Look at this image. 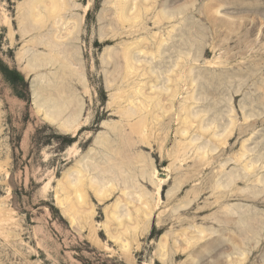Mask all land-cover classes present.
I'll list each match as a JSON object with an SVG mask.
<instances>
[{"label":"rangeland","instance_id":"rangeland-1","mask_svg":"<svg viewBox=\"0 0 264 264\" xmlns=\"http://www.w3.org/2000/svg\"><path fill=\"white\" fill-rule=\"evenodd\" d=\"M56 1L0 0V264H264V0ZM60 35L78 58L62 78L41 61ZM40 77L75 102L72 130L37 111ZM109 135L148 166L100 199Z\"/></svg>","mask_w":264,"mask_h":264},{"label":"bare ground","instance_id":"bare-ground-1","mask_svg":"<svg viewBox=\"0 0 264 264\" xmlns=\"http://www.w3.org/2000/svg\"><path fill=\"white\" fill-rule=\"evenodd\" d=\"M29 3V2H28ZM38 3H40L39 1H38ZM37 1H35V3H33L32 1L29 3V4H27V6H28V15H30L29 13H31V11L33 12V11H35L36 12V9L38 8H36V6H37ZM50 4L49 5H46L47 7H48V10H47V14H53V13H55L57 10L56 9H59L58 7H59V4L57 3V1L56 0H50V2H49ZM45 5L44 6H42V7H44V9H46L45 7H46ZM41 9H43V8H41ZM41 10V12L42 11H45V10ZM60 10V9H59ZM122 10V9H121ZM37 12H39V11H37ZM58 12V11H57ZM40 13V12H39ZM37 14V15H39L38 16V19H39V17H40V14ZM121 13V12H120ZM43 14V13H42ZM31 15H32V13H31ZM30 15V16H31ZM42 16V15H41ZM50 16H53V15H50ZM33 17H34V15H33ZM43 17V19H44V16H42ZM121 17V16H120ZM34 18H37L36 16L34 17ZM126 18V17H125ZM128 18H130V17H128L127 16V19H124V20H128ZM37 19V20H38ZM42 19V18H41ZM40 19V20H41ZM43 19L40 21H38V22H41L40 24H42V21H43ZM130 19H132V18H130ZM129 19V20H130ZM22 20H23V16H22ZM34 20H36V19H34ZM36 20V21H37ZM46 21V20H45ZM58 22H59V20H58ZM58 22H56V20L54 21V23H56V24H54V25H57V23ZM76 23V22H75ZM34 24H36V22L34 23ZM37 25V24H36ZM39 25V24H38ZM66 27H68V26H66ZM65 27V28H66ZM75 28V27H74ZM73 28V29H74ZM69 29H71V27L69 28ZM60 31V29H58V27H57V31ZM66 30H67V28H66ZM51 32V31H50ZM54 32V31H53ZM69 34H70V31H67ZM56 33V32H55ZM51 34H53V33H51ZM68 34V35H69ZM50 35V34H49ZM68 35H66V36H64L65 37V40L63 41V39H62V37H63V35L60 37V38H57L58 40L56 41V40H54L55 41V43H52V41L51 40H49V39H47V40H44V43L45 44H47L48 45V47H49V54H48V57H45L44 56V58L43 57H41L42 59H41V61H45V60H48V59H53L52 61L54 62V64H56V67L58 68V70L61 72H59L60 74H58L59 76H61V78L62 77H64V76H70V73H71V71L73 72L75 69H74V67H73V65H75L76 66V63H77V61H78V58L74 55V54H71V52H69V49L67 48L71 43H70V38L68 37ZM52 36V35H51ZM53 36H55V34L53 35ZM57 36V35H56ZM55 36V37H56ZM42 37V36H41ZM74 37V36H73ZM55 39V38H54ZM73 39V38H72ZM74 39H76V38H74ZM33 42V43H32ZM32 42H29L30 43V45L32 46V44H34V42L35 41H33L32 40ZM28 43V44H29ZM38 43L36 42V44L35 45H37ZM73 44V43H72ZM34 45V46H35ZM40 45H42L41 43H40ZM42 46H44V44L42 45ZM28 47V46H27ZM25 50H28L27 48H25ZM27 51H23V54H25ZM33 54V53H32ZM26 55V54H25ZM39 55V54H38ZM23 57V56H22ZM29 61H28V65H27V69H29V68H35V67H37L38 66V64H37V61H39L40 60V58H38L37 56H33V57H31L30 59H28ZM127 62V61H126ZM42 64V63H41ZM47 64V63H46ZM129 66H130V64H129ZM45 67V66H44ZM52 67V66H51ZM55 67V68H56ZM78 67V66H77ZM132 67L133 66H130V68L132 69ZM54 68V67H53ZM80 68H82V67H80ZM36 69V68H35ZM31 70V69H30ZM55 71H56V69H55ZM180 71V70H179ZM53 73H54V69H53V71H52ZM81 72V71H80ZM49 73V72H48ZM51 73V72H50ZM49 73V74H50ZM45 74H47V73H45ZM44 74V75H45ZM49 74H47L46 75V78L48 77V75ZM52 74V73H51ZM128 74H130V73H128ZM180 74V73H179ZM43 75V74H42ZM42 75H41V77H42ZM43 75V76H44ZM78 75H80V74H78ZM177 75H178V73H177ZM40 76V75H39ZM49 76H55V75H49ZM81 76H82V74H81ZM80 76V77H81ZM182 76H183V74H182ZM40 77V79H38L37 78V82H33V84H32V97H33V100H34V102H35V105H36V108L38 109L37 111H39L40 110V112L42 111V113H43V116L47 119V120H49V121H51L52 123H53V121L55 122L56 120H57V118H58V116L60 115V114H64V116L62 117L61 115V117L62 118H60L59 120H58V124H59V121H60V127H62L63 129H64V131L66 130H72L71 128L73 127H75L76 125H77V122H76V118L74 117V116H72L70 113H77V112H74L73 110H72V108L71 107H74V106H72V105H74V100L76 101V98L74 99V97H73V104H71V107H70V101L71 100H69V95H68V93L66 92V90H65V88H64V86H63V84L61 83V82H59L57 85H54L55 87H56V89H57V92L56 93H52V90H51V88H53V87H51L50 85L51 84H46V81H48V80H46V79H44L45 78V76H44V78H41ZM76 77V76H75ZM178 76H176V78H177ZM181 77V76H180ZM49 78V77H48ZM82 78V77H81ZM181 78H183V77H181ZM185 78V77H184ZM183 78V79H184ZM42 79H44V80H42ZM53 79V78H52ZM54 80V79H53ZM175 80V79H174ZM181 80V79H180ZM185 80V79H184ZM40 81V82H39ZM80 81H82L83 82V80H80ZM179 81V80H178ZM50 82V81H49ZM70 82H71V80H70ZM181 82V81H180ZM66 83V82H65ZM178 83V82H177ZM176 83V88L174 89V91L176 90L177 91V85L178 84H181V83H178L177 84ZM41 84L42 85H44V87H43V89H45V94H46V97L48 96V98H46V97H43L42 99H40V101L38 102V98L40 97V91H41V89H40V87H41ZM55 84V83H54ZM68 84V83H67ZM70 84V83H69ZM85 84V83H84ZM83 85V84H82ZM57 86H59V87H57ZM84 87V86H83ZM179 87V86H178ZM72 88V87H71ZM40 90V91H39ZM180 90V89H179ZM178 90V91H179ZM69 91H71V90H69ZM68 91V92H69ZM135 93H140V91H138V90H135L134 91ZM171 92V91H170ZM45 94H44V96H45ZM122 94V93H121ZM178 94H179V92H178ZM169 95V94H168ZM172 95H174V94H172ZM171 95V96H172ZM74 96V95H73ZM167 96V95H166ZM175 97V96H174ZM152 97H150V99H151ZM171 98H173V97H171ZM147 99H149V98H147ZM146 99V100H147ZM157 99V98H156ZM78 100V99H77ZM132 100H134V99H132ZM158 101H159V97H158V99H157ZM156 100V101H157ZM150 101V100H149ZM155 101V102H156ZM160 101H162V100H160ZM159 101V102H160ZM165 101H169V100H165ZM78 102V101H77ZM147 102H148V100H147ZM154 102V103H155ZM159 102H158V104H159ZM170 102V101H169ZM153 103V102H152ZM161 103V102H160ZM144 104H145V102H144ZM156 106H159V105H157V103L155 104ZM155 105H154V107H155ZM170 105H171V103H170ZM76 106V105H75ZM142 106V105H141ZM144 107L146 106V105H143ZM166 106V105H165ZM138 107H140V106H138ZM143 107V108H144ZM149 107H151V109L149 108L148 110H150V111H148L147 110V112H153L152 111V105L150 106L149 105ZM153 107V108H154ZM160 107V106H159ZM70 108V109H69ZM137 108V107H136ZM135 108V109H136ZM142 108V107H141ZM148 108V107H147ZM163 108H164V106H163ZM166 108H167V106H166ZM170 108V107H169ZM168 108V110H170ZM160 109V108H159ZM65 110H68L67 112H69V116H68V113H63ZM131 110V109H130ZM133 110V109H132ZM132 110H131V112H132ZM143 110V109H142ZM155 110V109H154ZM77 111V110H76ZM138 111V110H137ZM164 111V110H163ZM165 111H166V109H165ZM164 111V112H165ZM125 112V111H124ZM123 112V113H124ZM130 111H128V113H129ZM167 112V111H166ZM165 112V113H166ZM186 112V111H185ZM184 112V113H185ZM125 113H127V112H125ZM139 113V112H138ZM138 113H137V115H138ZM141 113V112H140ZM155 113V112H154ZM157 113V112H156ZM130 114V113H129ZM187 114V113H186ZM74 115V114H73ZM77 116V115H76ZM124 116H125V114H124ZM134 116V115H133ZM136 116V115H135ZM154 117H155V115H154ZM157 117V116H156ZM160 117V116H159ZM158 118V117H157ZM156 118V119H157ZM189 118V117H188ZM142 120H143V118H141ZM146 120V119H145ZM184 120V119H183ZM186 120V119H185ZM184 120V121H185ZM191 119H189V121H190ZM125 121H126V119H125ZM130 121V120H129ZM121 122H122V120H121ZM124 122V121H123ZM159 122V121H158ZM188 123V122H187ZM190 123H191V121H190ZM121 124V123H120ZM184 124H186L185 122H184ZM139 125H140V123H139ZM145 125V124H144ZM188 125H190V124H188ZM114 126H115V124H114ZM120 126H122V125H120ZM110 127V126H109ZM116 128V127H115ZM115 128H114V131H116L115 130ZM120 129L119 130H121V129H123L122 127H119ZM125 128V127H124ZM129 128V127H128ZM131 128L132 127H130V130H131ZM139 128H140V126H139ZM124 130V129H123ZM139 130V129H138ZM122 131V130H121ZM107 132V131H106ZM130 132V131H129ZM110 133H111V129H110ZM107 134H108V132H107ZM112 135L114 134L115 135V133H111ZM119 134V133H118ZM121 134L122 133H120V135L119 136H121ZM112 135H109V136H103L102 138V140L101 141H99V142H97L98 143V145H99V147L100 148H102V150L104 149V150H106L107 152H106V156H105V161L107 162V163H109V166H108V164H107V166H108V168H106L105 169V167H107V166H105V167H103V169L101 170L102 172H104V171H106V173H108V175H104L105 174V172H104V174L102 175L101 174V178L100 177H98V178H100L101 179V181L100 182H96V181H92V179H89V181H88V183H86V182H84L83 180H84V178H83V176H82V174H84L85 175V172L84 173H82V174H80L81 176L79 177V178H77V181H76V184H75V186L74 187H72V188H74L73 189V192H74V194H75V200H76V202L77 203H79V202H81V203H83V200L85 201V193H86V190L84 189L85 188V186H87L86 184H88V185H90L92 188H93V191H94V194H95V196L97 197V198H100V199H102V197L104 198V196L105 195H107V193H110V190L111 189H113V188H116L117 186H116V184L117 183H119V185L120 184H122L123 186H121V192L124 194V195H128V193L127 192H125V190L126 189H132V187H134L133 186V184L135 183L136 184V181H134L135 180V177L137 176V174H139V173H137L136 172V169L137 170H140L141 171V173H143V175H144V171H146V170H144V168L146 167V166H148V165H146L145 166V163H141L140 162V160L139 159H137L136 157L138 156V154H134V155H137V156H134L132 153H133V151H130V149H126V147H125V151L124 152H122L121 151V148L120 147H124L125 146V144L123 145V146H120L119 147V145H118V142H114L113 141V137L114 136H112ZM118 136V135H117ZM123 136V135H122ZM124 136H125V133H124ZM130 136V135H129ZM125 137H128V136H125ZM128 138H130V137H128ZM127 139V138H126ZM117 140H119V139H117ZM116 140V141H117ZM121 140H122V138H121ZM121 140H119V141H121ZM128 140V139H127ZM127 140H126V142H127ZM125 141V140H124ZM122 142V141H121ZM129 142V141H128ZM127 142V143H128ZM139 142V141H138ZM129 144V143H128ZM128 144H126V145H128ZM134 144V143H133ZM129 146V145H128ZM185 146H187V145H185ZM185 146H183V147H185ZM179 147H180V145H179ZM132 149V148H131ZM183 149V148H182ZM185 149V148H184ZM186 149H187V147H186ZM212 150V149H211ZM178 151H181V149L180 150H178ZM177 151V152H178ZM185 151V150H184ZM132 152V153H131ZM181 153V152H180ZM106 164V163H105ZM145 166V167H144ZM110 167H112V168H114V170L112 171V172H110L111 170H109V168ZM148 168V167H147ZM105 169V170H104ZM146 169V168H145ZM84 170V169H83ZM104 170V171H103ZM148 170H151L150 169V167L148 168ZM85 171H87V170H85ZM89 171V170H88ZM152 171V170H151ZM150 171V172H151ZM137 174H136V173ZM149 172V174L151 175V173ZM155 170L152 172V175H154L155 176ZM148 173V172H147ZM147 175V174H146ZM149 175V176H150ZM140 176V175H139ZM138 177V176H137ZM143 177V176H142ZM97 178V179H98ZM146 178V177H145ZM148 178V177H147ZM151 177H149L148 179H150ZM83 179V180H82ZM100 179H98V180H100ZM138 179V178H137ZM87 180V179H86ZM85 180V181H86ZM159 180V182L160 183H156L155 181H154V184L156 183V186H157V189H159V187H160V184L164 181V180H162V179H158ZM111 182L109 185H107L106 183L107 182ZM134 181V182H133ZM142 181H143V179H142ZM139 182V181H138ZM148 182V181H147ZM86 183V184H85ZM151 184H153V182H151ZM150 184V185H151ZM139 184H137V186H138ZM72 186V185H71ZM70 186V187H71ZM154 186V185H153ZM145 194V193H144ZM143 194H141V196H142ZM140 199H141V197H140ZM133 200V199H132ZM130 201V200H129ZM129 201H127V202H129ZM60 202V201H59ZM60 203H62V202H60ZM81 203H79V204H81ZM148 206V205H147ZM115 209H117V206H115ZM138 209H139V207L138 208H136V210L138 211ZM142 209V208H141ZM139 211H140V209H139ZM142 211V210H141ZM143 212V211H142ZM144 212H146V211H144ZM143 212V213H144ZM140 213V212H139ZM143 213H141V214H143ZM149 213H150V211H149ZM148 214V213H147ZM147 214H145V215H147ZM128 217H130V216H128ZM115 219H118V217H117V215L115 214ZM121 224V223H120ZM117 239H119L118 237H117ZM126 244H124L123 243V246H125ZM125 247H127V246H125ZM124 252H126V251H124Z\"/></svg>","mask_w":264,"mask_h":264},{"label":"trees","instance_id":"trees-1","mask_svg":"<svg viewBox=\"0 0 264 264\" xmlns=\"http://www.w3.org/2000/svg\"><path fill=\"white\" fill-rule=\"evenodd\" d=\"M3 73L8 74L10 77L8 79L12 83H16L18 80H23L22 77L16 71H9L6 67L1 69Z\"/></svg>","mask_w":264,"mask_h":264}]
</instances>
